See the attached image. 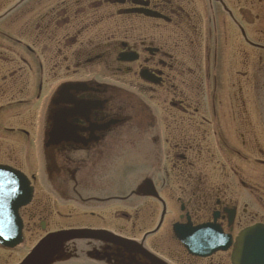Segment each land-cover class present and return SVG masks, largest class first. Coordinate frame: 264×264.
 <instances>
[{
  "label": "flooded vegetation",
  "instance_id": "flooded-vegetation-1",
  "mask_svg": "<svg viewBox=\"0 0 264 264\" xmlns=\"http://www.w3.org/2000/svg\"><path fill=\"white\" fill-rule=\"evenodd\" d=\"M259 52L264 0H0V167L32 187L18 213L23 236L43 226L51 193L87 198L77 202L89 217L77 229L122 238L150 225L165 242L174 223L215 217L234 239L264 224L252 161L235 166L238 103L254 99V89L242 93L249 82L240 84L238 65L253 68ZM55 117L72 141L47 146ZM244 128L253 133L249 122ZM110 162L123 166L118 180L134 178L135 196L110 182ZM215 163L219 174L209 170ZM93 245L73 243L57 263L105 264V254L91 253L104 245Z\"/></svg>",
  "mask_w": 264,
  "mask_h": 264
},
{
  "label": "rangeland",
  "instance_id": "rangeland-1",
  "mask_svg": "<svg viewBox=\"0 0 264 264\" xmlns=\"http://www.w3.org/2000/svg\"><path fill=\"white\" fill-rule=\"evenodd\" d=\"M242 61V56L241 54L238 55V63H240ZM263 64V65H262ZM245 69V68H244ZM243 67H241L240 65H238V71L241 73V71H243L244 73H246V76H241V74H239V81L240 84L243 86V83L246 82L248 80L249 85L248 86H243L242 89V93L243 94H250L251 91L255 88L258 91V94H262L264 93V53H255L254 55V67L253 68H249L248 70H244ZM253 70L252 74L249 73L248 71ZM252 89V90H251ZM255 93V92H254ZM256 93V94H257ZM259 102H264V101H257L254 99H249V101H245L242 105L241 102L238 103V108H237V114L239 119L241 118V121L243 123V126L246 127L247 122H249L251 124L253 133H246L243 130L239 132L238 135V139L236 140V142L238 143L237 147L235 149H237L239 156L237 157V164H235V166L238 168V171H244V167L241 164L244 163V160H242L243 158L246 159H250V161L254 162L255 164H253V167H247V173L252 175V179H256V185L255 188L258 189L259 194H263L262 195V199L264 201V192L262 193V191H264V165H258L256 163L257 160L259 161H264V130H262L261 126L259 125V127L255 124L256 122H259V120H262V122L264 123V116L263 118H261L260 114H261V109L263 108H259ZM243 115L246 117H243ZM258 119V120H257ZM249 135L251 137H249ZM253 142L256 144L254 145ZM243 143V144H241ZM262 151L263 155H260L259 150ZM242 158V159H241ZM253 169V170H252ZM209 170L211 173L214 174H219V166L215 163V164H210L209 166ZM254 173V175H253ZM110 182L114 183V182H120L121 183H125L128 184L127 180L121 176L120 180H118V176L115 173L110 174ZM241 176H243V174H241ZM160 179V177H158ZM115 179V180H114ZM215 180V179H214ZM213 180V181H214ZM172 181V180H171ZM173 192L175 194H177L178 189L176 186H174ZM239 193H244L246 194L245 190H243L240 186H239ZM169 194V193H168ZM164 196L166 194H163ZM67 200L62 203L60 201V198H56V197H46V217L45 220L46 221V227H47V232H52L58 229H66V228H72L74 226V221H79L77 219V213H79V215L82 217L83 220L85 219L86 221L88 220V216H82V212L76 211L78 210L76 205H73L72 203H66ZM150 203V202H148ZM176 204V203H175ZM176 205H173V214H170V216H174L175 214H177V208H175ZM256 209H257V205L255 204ZM154 209V208H153ZM157 208H155L156 210ZM160 209V207H159ZM131 212V211H130ZM156 214V213H155ZM156 217H153L151 220L154 221ZM171 217H168V220H170ZM143 231H147V232H152L150 229V225L149 227H147V229H144ZM32 236H26V243L22 248H18L15 250V252L12 253H5V252H1L0 251V264H13L14 262L18 261V259L21 257V255L23 254V252L26 251V249H28L37 239H39L41 236H43V233H40L39 231H34L32 233ZM164 232H160L158 234H154L151 235L147 238L146 240V245L149 247L153 244H156L157 242H159L161 244L160 247V255L162 258H164L166 261H169L170 264H209L208 261H202V262H198V261H189V260H185L184 256L182 255V252L180 249L176 248V253H175V257L174 259L176 261H173L172 259H170L169 257L167 258L166 253L168 250V245L167 246H163L162 244L164 243L162 241V239L164 237ZM140 235L136 236L137 238ZM172 248H170V253H171ZM164 254V255H163ZM174 255V253H173ZM218 259H222V264H228V259L223 256V257H214V259L211 261V264H217Z\"/></svg>",
  "mask_w": 264,
  "mask_h": 264
},
{
  "label": "water",
  "instance_id": "water-1",
  "mask_svg": "<svg viewBox=\"0 0 264 264\" xmlns=\"http://www.w3.org/2000/svg\"><path fill=\"white\" fill-rule=\"evenodd\" d=\"M63 127H66L65 122L62 123ZM69 132V129L66 128L65 133ZM17 188V186H16ZM14 196V195H13ZM14 199L16 197L14 196ZM19 205H15L14 213L16 215V209ZM197 228L191 231L190 236H194L196 233H200L205 231L203 234V238L199 239H192V243L189 240L187 246L189 249L197 251L199 249L209 250L210 244H217L211 252L216 250H225L228 245L224 243V238L215 239V237L211 236V232L208 233V229ZM210 231V230H209ZM100 232H92V231H65L59 232L56 234L48 235L42 241L38 243V245L32 250L30 255L21 263V264H44L50 258H52L60 249V246L65 241H72V240H80V239H94L97 235H100ZM104 235V234H102ZM220 236L219 234H217ZM0 236H2L0 234ZM20 228H16L11 234L10 239L7 242L8 245L6 246H13L20 242ZM221 237V236H220ZM124 242L121 244L124 248L132 249L136 252L138 251L147 259L149 260L150 264H162L158 260L154 259L151 255L147 254L143 250H140L136 247V245ZM133 247V248H132ZM135 247L137 249H135ZM199 250V251H201ZM208 253V254H209ZM206 254V255H208ZM205 256V255H204ZM232 264H264V229H256L252 228L246 231L238 241L236 245V250L232 255ZM242 260V262H240ZM252 262V263H251Z\"/></svg>",
  "mask_w": 264,
  "mask_h": 264
}]
</instances>
